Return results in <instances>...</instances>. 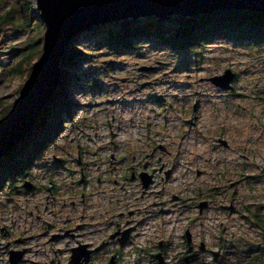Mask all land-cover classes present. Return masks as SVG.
<instances>
[{
    "label": "rangeland",
    "instance_id": "1",
    "mask_svg": "<svg viewBox=\"0 0 264 264\" xmlns=\"http://www.w3.org/2000/svg\"><path fill=\"white\" fill-rule=\"evenodd\" d=\"M29 3L37 8L36 0ZM26 38L24 30L13 32L6 43ZM83 43L84 37L77 41L78 45ZM43 45L44 42L41 54ZM105 52L93 48L95 56L84 64L85 73L93 75H82L80 86L69 87L76 106L71 118L69 113L61 117L62 130L51 152L32 166L30 178L0 193V264H9L10 249L22 246L27 252L24 250L25 260L20 264H69L73 248L99 245V239H104L118 220L119 212L152 205L165 212L142 222L139 240L149 245L158 239H171L173 250L168 264L214 262L212 254L200 251L191 256L189 263L182 261L186 253L182 236L187 231L193 241L201 240L222 255L220 264H245L252 255L250 243L257 231L246 224L239 211L255 199L264 201V103L258 98H264V58H249L233 47L216 44L204 65L183 70L174 68L162 52L153 49L123 54L113 65L114 58ZM141 67L153 69L144 71ZM228 69L236 74L231 92L207 81ZM94 73L101 75L95 78ZM27 75L0 74V120L10 112ZM157 99L163 102V108ZM221 140L228 147L221 145ZM83 150L86 154L81 158L94 172L86 186L92 194L85 215L93 216L76 219L80 209L69 205L63 212L57 206L45 210L42 203L48 192L44 185L49 180L64 190L80 176L60 168L54 157L69 159L73 162L70 168L79 171L76 162L78 152ZM113 155L125 160L112 165L108 159ZM146 155L147 170H142L137 162ZM124 164L136 167L135 172L152 170L153 183L148 190L143 193L140 186L124 179ZM261 175L260 182L253 178ZM242 176L252 177L235 183ZM26 180H34L42 191L36 195L25 191L22 185ZM209 189L217 194L213 200L198 196V190L206 195ZM174 197H182V201ZM206 201L208 206L200 213L198 206ZM36 204H40L39 210ZM95 220L101 221L98 227L83 226L75 238L60 231L71 223L91 224ZM5 229H10L11 235ZM18 238H23L24 243L16 247ZM8 244L11 248H7ZM110 247L105 245V251ZM100 258L98 264H110L105 256ZM129 260L126 256L122 264Z\"/></svg>",
    "mask_w": 264,
    "mask_h": 264
},
{
    "label": "trees",
    "instance_id": "2",
    "mask_svg": "<svg viewBox=\"0 0 264 264\" xmlns=\"http://www.w3.org/2000/svg\"><path fill=\"white\" fill-rule=\"evenodd\" d=\"M23 30L27 32L25 41L6 43L11 33ZM45 31L46 25L39 9L31 7L29 0H0V74L13 77L27 72L29 77L33 63L41 56ZM83 37L86 43L78 45L77 41ZM216 44L222 48L233 47L249 58H264V14L220 11L191 18L174 17L166 21L156 18L127 20L95 26L78 35L66 49L61 62L59 88L39 122L21 143L0 159V193L11 191L16 188L17 181L30 178L32 166L51 152L52 144L62 130L61 117L69 113L71 118L76 106L69 96V87L80 86V76L93 75L84 71L87 59L95 56L93 48H102L113 57L110 65L116 64V59L123 54H138L153 49L162 52L174 68L191 70L207 62V56ZM94 75L97 78L101 74ZM258 98L264 103V98ZM156 102L163 108L160 99ZM261 177L253 178L260 182ZM211 192L208 190L204 195L202 190H198L197 194L213 200L217 194ZM239 212L246 224L257 231L250 243L249 252L252 255L245 264H264V201L255 199Z\"/></svg>",
    "mask_w": 264,
    "mask_h": 264
},
{
    "label": "water",
    "instance_id": "3",
    "mask_svg": "<svg viewBox=\"0 0 264 264\" xmlns=\"http://www.w3.org/2000/svg\"><path fill=\"white\" fill-rule=\"evenodd\" d=\"M36 3L46 25L43 53L32 66L10 112L0 120V159L21 143L39 122L45 107L59 88L62 79L61 62L66 49L78 35L95 26L127 20L156 18L166 21L174 17L191 18L220 11L264 14V0H36ZM152 69L153 67L140 68L144 71ZM235 77L236 74L228 69L207 81L222 91L231 92ZM220 144L228 147L223 140ZM159 148L165 151V148ZM54 160L60 162L57 157ZM139 177L142 189L147 190L151 176L143 172ZM22 187L25 191H31L33 184L26 180ZM207 206V201L201 202L198 206L200 213ZM131 231L132 229H128L122 233V243L127 241ZM186 238L189 248H192L189 231L186 232ZM9 247L8 245L7 248ZM200 250H205L204 243ZM91 254L88 245H79L71 250L69 264H89ZM24 256V250H10L9 264H20ZM213 256L217 259L219 253L214 252ZM83 257L86 259L80 262Z\"/></svg>",
    "mask_w": 264,
    "mask_h": 264
},
{
    "label": "flooded vegetation",
    "instance_id": "4",
    "mask_svg": "<svg viewBox=\"0 0 264 264\" xmlns=\"http://www.w3.org/2000/svg\"><path fill=\"white\" fill-rule=\"evenodd\" d=\"M85 154L86 152L84 150L78 152V159H77L76 164H77L79 171L74 170L73 167L70 168L73 162H70L69 159L66 160V159L58 158L60 162L54 161L57 165L60 166V168H64L65 170H67L69 174L74 175V176L79 174L80 176L78 177L77 180L69 182L68 189L66 188L64 190H62L60 185L55 183V181L49 180L48 184L44 185V189L48 192L45 198V202L42 203L45 210H47L48 207L54 206L55 208V206H57L60 209L59 208L58 209L55 208V209L61 210L63 212L69 205L71 209H76V208L80 209L81 215L78 216L76 219L84 220L85 218L88 219L91 216H93L92 214L91 216L85 215L86 213L85 207L88 206L87 204L89 203L91 194H92L91 193L92 191H87V187L91 183L90 181L91 178L94 176V172L88 170L89 164L84 162L83 159L81 158V156ZM146 158H147V155L137 162L138 167L143 168L142 170H147L146 168L147 159ZM124 160H125L124 158L121 159V158L116 157L115 155L111 156V158L108 159V161L112 165L121 163ZM134 168L136 167H128V165L124 164L123 169L127 170L126 176L124 177V179L125 180L130 179L131 181L134 182L135 185L140 186L139 188H142V183H141V179L139 176L141 173H143V171L140 170V172H135ZM129 173H130V177L128 176ZM147 174L151 176V183H150L151 185L153 183V176L151 175L152 170L148 171ZM167 174H169V172ZM251 177L252 176H246L245 178H242L240 181H237L235 183L239 184V183L245 182L248 178H251ZM98 181L100 180L98 179ZM31 182H33V185H34L32 190L30 191L31 195H36L39 191L40 192L42 191V189L38 185H36L37 183L34 180H32ZM233 185L234 183L231 184V186ZM76 187H79V188H76ZM209 190L214 191L212 189H209ZM142 191L144 193L146 190L142 189ZM212 193L214 192H211V194ZM65 196H67L68 198ZM173 199H178L179 201H182V197L181 198L174 197ZM206 200H209V199H206ZM35 207H37L39 210L41 206L40 204H36ZM164 212H165L164 208L158 205H156V207H154V205L144 206V207H133V208L124 210L123 212H119L117 214L118 220L115 221L114 224L112 225L111 229L109 230V234L104 239L103 238L99 239L98 241L99 245L94 246V244L92 243L87 244L88 250L92 251L89 264H98L99 259H101L100 257L102 255L105 256V258L109 260L110 264H122L126 256L129 257L130 259L129 261L126 262L127 264H139L143 262L144 263L148 262L150 264H168L167 260L171 256V253L173 250V242L171 239L169 238L158 239L154 241L153 243H149V245H142L139 240V237H140L139 232L141 233L140 227H141L142 222L146 221L148 217H154L157 214L162 215ZM30 214L31 216H34L33 211ZM106 217H108L107 212H106ZM36 218H41V216L38 215L36 216ZM95 222L96 223H91V224L85 223L84 221L83 222L79 221V223H76V224L71 223L70 225L66 226V228L68 229L60 230V231H64L65 236L75 238L76 235H78L76 231L79 232V230L83 226L98 227L99 222L101 221L95 220ZM128 229H132V231L127 241L122 243L121 242L123 240L122 233ZM9 230L5 229L6 233L11 235L12 231H9ZM114 235H116V237ZM191 240H192V236H191ZM22 243H24V239L18 238L17 243H15V246L16 247L21 246ZM202 243L204 242H202L201 240L200 242H195L192 240V248H189L186 235L184 234V236H182V246L186 248V253L182 255L183 257L182 261H186L189 263V260H191L190 259L191 256L199 253V251L201 254L206 253V254L213 255L214 252L210 250L207 245H205L204 251L200 250ZM78 244H82V243L79 242ZM8 245L10 246L9 248H11V244H8ZM105 245H110L111 246L110 250L105 251V248H104ZM14 250L15 251L25 250L27 252V248L25 246L16 248ZM221 258H222V255L219 254V257L217 259L214 258L215 263L212 262L210 264H218V263L220 264ZM85 259L86 258L83 257L80 262H83ZM24 260L25 259L23 258L22 261ZM133 260H135V262ZM38 264H41V263H38ZM174 264H178V263H174ZM202 264H209V263L202 262Z\"/></svg>",
    "mask_w": 264,
    "mask_h": 264
}]
</instances>
